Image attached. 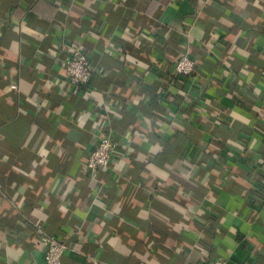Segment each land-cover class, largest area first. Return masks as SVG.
Segmentation results:
<instances>
[{
  "label": "crops",
  "instance_id": "obj_1",
  "mask_svg": "<svg viewBox=\"0 0 264 264\" xmlns=\"http://www.w3.org/2000/svg\"><path fill=\"white\" fill-rule=\"evenodd\" d=\"M38 226L62 264H264V0H0V264Z\"/></svg>",
  "mask_w": 264,
  "mask_h": 264
},
{
  "label": "built area",
  "instance_id": "obj_2",
  "mask_svg": "<svg viewBox=\"0 0 264 264\" xmlns=\"http://www.w3.org/2000/svg\"><path fill=\"white\" fill-rule=\"evenodd\" d=\"M64 67L65 77L72 85L87 84L92 78L93 67L89 53L81 46L73 47L70 55L66 58ZM175 71L177 74L192 77L196 71V61L185 54L177 61ZM117 149L118 144L115 139L108 133H101L94 149L88 154L86 166L92 170L108 169L112 164L111 156L118 151ZM35 230L44 244L45 262L47 264H62L63 256L68 248L66 242L56 235L46 232L42 226H38ZM211 264H228V262L217 259Z\"/></svg>",
  "mask_w": 264,
  "mask_h": 264
},
{
  "label": "trees",
  "instance_id": "obj_3",
  "mask_svg": "<svg viewBox=\"0 0 264 264\" xmlns=\"http://www.w3.org/2000/svg\"><path fill=\"white\" fill-rule=\"evenodd\" d=\"M193 76V75H192ZM187 77V79H191L189 76H186ZM81 85V84H80Z\"/></svg>",
  "mask_w": 264,
  "mask_h": 264
}]
</instances>
